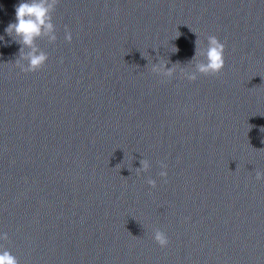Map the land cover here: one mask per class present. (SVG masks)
<instances>
[{"label":"water","instance_id":"95a60500","mask_svg":"<svg viewBox=\"0 0 264 264\" xmlns=\"http://www.w3.org/2000/svg\"><path fill=\"white\" fill-rule=\"evenodd\" d=\"M20 2L0 0V251L19 264H264V0H59L57 40H36L48 60L29 73L5 33ZM210 35L225 67L188 81Z\"/></svg>","mask_w":264,"mask_h":264},{"label":"clouds","instance_id":"9594fccd","mask_svg":"<svg viewBox=\"0 0 264 264\" xmlns=\"http://www.w3.org/2000/svg\"><path fill=\"white\" fill-rule=\"evenodd\" d=\"M59 0H22L17 6H15V22H10L5 28V33L12 37V40L20 45V51L18 58L15 60L16 66L21 72H37L41 70L47 60L48 55L41 51L36 46V40L41 36H47L50 43H54L57 40L56 28L53 23L52 14L55 11ZM3 37L0 36V40ZM206 47L201 48L198 45V39L196 40V54L193 60L203 57V61L195 63V71L191 73H182V76L188 81H195L197 75L204 76H217L225 67V44L222 43L216 36L210 35L207 38ZM65 40L71 42L72 34L65 29ZM25 48L28 49L25 52ZM177 51V49H176ZM26 61V63H22ZM189 63H192L190 61ZM153 72L172 77L173 67L167 68L166 64L160 65V63L153 64ZM264 132V128H261ZM141 167L137 169V173L147 172L150 168L148 160H141ZM161 168H167V165L161 162ZM161 177H167L166 171L159 173ZM256 180H264V172L256 173ZM147 184L151 187H156V181L149 178ZM0 239H7V234L0 236ZM153 239L161 247H167L169 239L165 232L160 229H155L153 233ZM0 264H19L18 259L8 250L3 249L0 251Z\"/></svg>","mask_w":264,"mask_h":264}]
</instances>
